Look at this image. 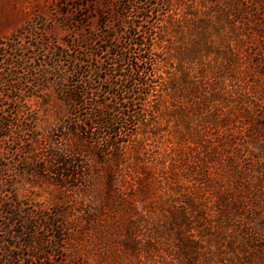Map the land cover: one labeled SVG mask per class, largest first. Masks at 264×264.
Wrapping results in <instances>:
<instances>
[{
	"label": "trees",
	"instance_id": "obj_1",
	"mask_svg": "<svg viewBox=\"0 0 264 264\" xmlns=\"http://www.w3.org/2000/svg\"><path fill=\"white\" fill-rule=\"evenodd\" d=\"M58 3L61 25L77 36H64L61 45L45 44L38 60L54 74L60 104L52 107L47 101L44 112L55 114L41 120L21 104L17 93L23 87L11 88L15 94L5 97L7 103L0 95V143L11 138L15 147L9 150L19 163L18 170L0 164V174L12 179L21 173L39 186L52 185L65 205L33 203L16 195L13 183H0V264H87L77 252L88 239L102 264H162L155 257L166 261L159 256L169 251L163 239L172 240L173 259L181 264L208 262L212 245L207 236L214 229L208 207L185 194L175 174H166L164 160L148 167L141 155L145 140L159 142L164 131L159 116L174 121L178 149L205 143L201 136L208 125L225 132L217 122L222 121L221 108L231 110L235 97L228 84L242 80L241 52L250 54V6L246 0H210L211 9L203 2L195 7L206 8L199 15L184 9L189 21H159L160 13L147 7L150 0H119L114 12L93 0ZM159 5L165 10L171 1L159 0L153 7ZM175 6L184 3L177 0ZM153 16L157 21L149 24ZM92 18L98 23L96 33L87 31L84 22ZM18 33L0 42V78L7 75L4 68H27L26 61L17 63L24 57L16 55L22 53ZM15 76L11 82L24 75ZM151 96L156 100L150 105ZM11 114L19 119L15 124ZM230 116L228 111L225 118ZM25 131L31 137L22 139ZM93 163L105 166L102 176ZM157 188L165 189L162 195ZM149 195L157 201L152 204L160 200L153 207L162 213L155 221L150 208L137 203ZM88 196L94 207L86 203Z\"/></svg>",
	"mask_w": 264,
	"mask_h": 264
},
{
	"label": "rangeland",
	"instance_id": "obj_2",
	"mask_svg": "<svg viewBox=\"0 0 264 264\" xmlns=\"http://www.w3.org/2000/svg\"><path fill=\"white\" fill-rule=\"evenodd\" d=\"M59 1L0 0V42L6 41L17 31L21 32L17 35L20 37L18 41L22 46V53L16 52V55L19 57L24 55V57L17 63L23 65L26 61L27 67L15 69L18 67L15 65V68H4L7 75L3 77L6 80L0 78V87L5 88V91H0V95L4 97L2 101L7 103L5 97L9 99L15 94V92H12L13 94L9 92L11 88L23 87L20 94L17 93L23 101L21 104L39 115L41 120L51 119L55 114L52 111L44 112L47 109V101L52 104V107L58 106L60 101L56 92L57 84L54 82V74L51 75L49 67L38 60V57L43 59L45 55L44 52L40 57L42 54L40 48L48 43L61 45L64 36L70 39L77 36L72 30L61 25ZM118 1L93 0V4L97 7L103 4L114 12ZM170 1V7L162 8L165 10L159 8L162 5L153 7V4L159 3V0H150L152 6L147 4V7L155 9L156 15L160 13L157 15L159 21H189L184 18V9L190 12L197 11L199 15L203 13L202 9L206 10V8H195L199 7L201 2L211 9L210 0H182L184 6H175L177 0ZM246 1L254 15V17L251 16L252 40L247 43L250 54L247 56L241 52L242 80L227 83L235 97L228 105L231 110L221 108L219 112L222 121L218 120L217 124L221 122L225 132L221 135L214 130L213 126L208 125L209 128L202 132L201 136L202 142L205 141V143L198 147L178 149L175 147V141L178 140L172 134L175 127L174 121L171 122L159 116L157 121L164 130L158 139L159 142L157 143L155 139L145 140L146 151L141 155L147 161L148 167H154L155 162L160 163L164 160L166 174L169 175L170 172L175 174L177 181L184 184L182 189L185 194L194 196L208 207L210 220L214 226L210 238L207 236L212 248L209 256L205 253V260L208 262L203 261L201 264H264V0ZM190 5L194 8L188 7ZM148 21L150 24L157 20L153 16V19ZM84 22L88 24L87 31L98 32V23L93 18ZM73 25L77 27V23ZM76 31H79V27ZM175 31L176 28L172 33V41L173 45L177 46L180 36ZM177 31L180 30L177 29ZM15 73L24 75L23 79L11 82V77L14 80L17 78ZM155 100L156 97L151 96L150 105ZM228 111L231 112V116L225 118ZM5 113L8 112L5 110ZM10 120L15 124L19 119L12 116ZM207 121L212 123L210 118ZM192 127L199 130L197 122H193ZM14 136H21V134H14ZM22 136V139L31 137L26 131ZM14 145L11 143V138L0 143V164L6 163L10 169L14 167L17 169L19 164L9 150L14 148ZM127 157L130 156L127 155ZM91 159L93 162L97 160L96 156ZM94 165L95 163L93 167ZM94 169L101 176L106 171L105 166L98 167V164ZM4 181L13 183L12 189L16 195L22 199L27 198L33 203L50 206L60 204V199H63L54 186L47 184L39 186L35 184L37 181L34 178L21 173H15L12 179L0 174V183ZM101 185V182L97 184L99 187ZM164 190L157 188V195H162ZM150 197V195L139 197L137 203L140 208L149 207L153 214L151 221H155L162 214L158 208L153 209L157 207L160 200L158 204H152L157 201ZM89 198L91 197L84 199L87 204H92L91 207H94L95 202L92 203ZM74 220L80 221L79 216L75 215ZM107 222L108 220L105 224ZM144 227L146 229L144 232L147 233L149 226L144 224ZM162 241L164 249L167 246L169 251L166 254L159 252V256L164 257L166 261H161L157 255L155 260L162 264H181L173 259L172 240L163 239ZM92 244L93 241L90 242L89 239L86 242L82 241L77 255H83L87 264H102L99 260V252L94 250Z\"/></svg>",
	"mask_w": 264,
	"mask_h": 264
}]
</instances>
